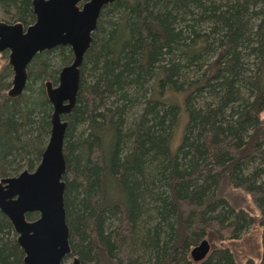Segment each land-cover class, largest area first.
I'll return each mask as SVG.
<instances>
[{
    "label": "rangeland",
    "instance_id": "rangeland-1",
    "mask_svg": "<svg viewBox=\"0 0 264 264\" xmlns=\"http://www.w3.org/2000/svg\"><path fill=\"white\" fill-rule=\"evenodd\" d=\"M16 2L21 5L23 1ZM20 5L7 7L0 5V20L14 22L20 14L18 10ZM232 8H234L233 0H207L206 8L194 16L192 25L187 28L188 33L183 32L184 38L180 41V46H183V43H192L199 37L203 43L202 50L191 60L176 49L172 52L173 59L178 65V74L170 82L173 87L169 86L167 78L169 71L167 69L172 57L161 54L159 59L149 62V69H145L146 73L139 75L143 82L142 87L134 86L129 89L128 99L122 101L118 93L105 91L102 99L95 103L87 97L80 98V92L92 85L99 77L98 71H94L88 63L84 65L83 59L81 72L79 70L76 100L71 109L72 111L74 108H79V114L76 120L69 123L68 128L66 126L63 154L64 158L79 160L82 164L86 153L79 139L81 135L86 136L91 132L92 124L100 125L104 121L107 122L105 116H107L106 111L109 110L113 114L109 112L111 116L108 114V119L120 121L121 133L127 136L122 140L123 155L132 149L134 144L132 131L136 130L137 126L150 132L147 134L151 138V143L153 141L154 143L151 146L149 142L143 144L146 151L141 160V171L150 182L148 189L154 190L155 194L161 191L169 200L168 182L165 173H160L159 167V162L163 161V147L166 145L169 154L175 155L176 163L181 165V170L188 174L191 170L192 156L191 151L187 152L189 143L193 142V145L197 146L204 141L205 135H212L213 130H209L211 124L215 127L218 124L227 127L230 120L222 119L221 112L226 119L233 114L231 122L233 125L238 124L237 117L241 115L238 109L241 113L249 112L253 117L240 122L244 124V128L238 132L241 136L239 140L226 145L234 134L226 139V133L219 132L218 136H214V143H219L220 147L210 149L208 154L202 150L198 151L194 158L199 163V173L186 180L184 185L188 184L190 191L191 188L197 189V203L202 205V220L206 223L195 245L202 239L207 240L210 243L209 254L215 250L212 248L215 246L219 252L225 253L221 259L225 264H264V92L259 96L258 106H252L254 98L258 96L254 78L262 69L264 72V58H262L264 28L262 30L259 28L260 15L255 10L252 13L251 7L248 6L249 12L241 16L243 19L240 20L244 26L242 35L237 37L236 42L230 43L231 37L229 38L228 29L222 22L224 19L221 12L223 11L224 14L226 12L228 16L233 12ZM119 14L117 10L114 12L113 23L118 20ZM247 41H250L249 48ZM230 52L235 53L237 56L235 59L242 63L245 75L242 82L237 79L230 84L228 79L231 77L232 53ZM150 53L153 54V49ZM72 59L70 47L56 46L36 53L26 68L27 78L23 89L19 94L11 96L9 90L12 88L13 69L8 62V51L5 49L0 52V111L8 116L10 127L7 135H0V175L4 174V178L17 176L23 171L32 172L38 165L52 127L53 105L49 100L46 84L49 83L52 88L56 87L60 70L70 64ZM160 71H163L164 75L159 82H156ZM239 106L241 108H238ZM71 111L62 115V119L67 124V116ZM156 112L163 123L160 122V126L157 125L153 131ZM160 129V133H157ZM255 130H259V138L251 149L250 157L244 161L237 160L238 151L247 146ZM158 149L161 150L162 157L157 155ZM234 162L239 164L238 170L232 169L231 165ZM165 168V172L168 171L167 164ZM76 179L75 182L78 180ZM72 184V181L67 182L64 194L70 247L66 262H71L73 258L80 259L81 245L89 246V230L86 224L78 227L75 219L77 211L81 213L86 211L80 203L83 192L79 187L78 194L75 195ZM203 184L206 186L203 187ZM89 196L87 199L91 202L92 199L94 202L97 198L94 192H90ZM144 201L146 204L154 205L149 197L145 196ZM159 204L160 201L156 206L160 208ZM29 215L32 218L37 216L34 213ZM142 216L137 219L135 229L138 238L145 244H141L144 250L140 251L137 264H155L157 260L153 254L154 250L152 246L146 244L144 238L146 225L155 223L153 222L155 214L151 217L148 215V218ZM144 219L147 221L146 224ZM2 221L6 223L8 229L6 230L5 225L4 228L1 227V247L8 242H16V233L11 222L6 216ZM173 221L171 217L167 222L161 221L160 227L164 231L161 235L162 240L169 232V223ZM107 223V221L103 222V231H107ZM209 227L214 228L217 240L213 241L208 237ZM19 249L22 251L21 248ZM21 251L17 252L18 257H23ZM179 258L177 256V259ZM186 261L190 264L188 257ZM82 263L84 264V261ZM176 264H185V262L180 258ZM191 264H202V262L199 260Z\"/></svg>",
    "mask_w": 264,
    "mask_h": 264
},
{
    "label": "trees",
    "instance_id": "trees-1",
    "mask_svg": "<svg viewBox=\"0 0 264 264\" xmlns=\"http://www.w3.org/2000/svg\"><path fill=\"white\" fill-rule=\"evenodd\" d=\"M16 1L0 0V5H4V7L19 6L20 3ZM22 1L20 8H17L20 12L19 19L24 18L29 0ZM206 1L116 0L113 4L105 6L93 35V42L84 56V65L85 63L90 64L94 71H98L99 77L92 85L80 92V98L86 99L87 97L90 101L96 103L102 99L103 92L107 91L118 93L119 99H122V101L128 99L129 89L134 86L135 88L142 87L143 82L139 75L146 73L149 69V62L159 59L161 54H168L172 57L167 69L169 70L167 78L169 86L173 87L170 82L178 74V65L173 59L172 52L176 49L191 60L202 50L203 43H201L199 37L195 38L192 43H183V46H180V41L184 38L183 32L188 33L187 28L192 25L197 12H201L206 8ZM233 4V12L230 15L227 16L226 12L225 14L223 11L221 12L224 19L222 22L225 23L228 29L229 38L231 37L230 43L231 41L236 42L237 37L242 35L244 26L240 20L243 19L241 16L249 12L248 6L260 15L259 28L261 30L264 28V0H233ZM116 10L120 14L118 20L113 23L112 16ZM249 43L250 41H247L248 48L250 47ZM151 49H153V54L150 53ZM230 53H232L230 55L231 77H228L230 84L231 81L237 79L242 82L244 80L243 76H245L242 63L235 59L237 57L235 53ZM262 58H264V54ZM163 75V71L158 72L156 82H159ZM223 77L225 78V76ZM254 83L258 96L254 98L252 106L257 107L259 96L264 92L263 69L254 78ZM237 111L242 115L237 117V125L231 124L233 114L226 119L223 118L221 112L222 119L230 120L227 127L222 124L216 125L217 127L209 124L211 127L209 130L214 132H212V135H205L204 141L199 145L197 144V146L193 145V142L189 143L187 152L191 151L192 156L190 161L191 170L188 174L181 170V165L176 163L174 154H169L166 145L163 147V157L161 156V150L158 149L157 155L162 157L163 160L159 162L160 173H165L170 192L169 200L163 196L161 191L155 194L153 193L154 190L148 189L150 182L141 171V160H143L146 151L143 144L149 142V146H151L154 143L153 140L151 143V138L147 134H150L149 131L137 126V129L132 131L133 142L136 145L133 144L134 147L132 146V149H129L123 155L121 151L123 148L122 140L127 136H123L121 133L120 121L109 120L108 114L111 112L107 110V116H105L107 122L104 121L100 125L92 124L91 132L86 136L81 135L79 139L81 147L86 153L85 161L81 164L79 160L74 159L72 161L65 157L66 171L62 179L65 187L68 181H72L75 195L78 194L79 187L83 192L81 193L80 203L86 208V211L84 213L77 211L75 219L78 227L86 224L89 230V246L83 247L81 245L79 248L80 259L84 261V264H137L139 253L144 250L141 244L145 243L137 236L136 222L142 215L148 218V215L151 217L152 214H155L153 217L155 223L146 225L147 228L145 229L147 231L144 238L146 244L148 243L154 250L153 254L155 260H157L155 264H176L180 258L187 264L186 258L188 257L189 248L195 245V241L203 232L206 223L202 220V205L197 203V189L191 188L190 191L187 187L188 184L185 186L184 183L199 173V163L194 158L198 151L202 150L208 154L210 149L220 147L219 143H214V136H218L219 132L226 133V139L229 135L234 134V137L226 145L241 138L238 132L242 131L244 124L240 122L249 120L253 116L249 112L241 113L240 109ZM78 114L79 108H74L67 116V128L70 125L69 123L76 120ZM7 117L4 112L0 111V135H7L10 131ZM243 117L245 119H240ZM155 122L153 131L162 122L157 112ZM160 131L161 129L157 133H160ZM157 137H159V134H157ZM250 137L247 146L238 151L237 160L244 161L250 157L251 149L257 144L259 130H255ZM166 164L168 167L167 173L165 172ZM231 167L238 170L239 164L234 162ZM1 175V178L5 177L4 174ZM225 178L223 181H225ZM75 179L77 182H75ZM205 186L206 184H203V187ZM90 192H94L97 196L94 202L92 199L93 205L87 199L90 197ZM145 196L152 199L154 205L152 203V205L146 204L144 201ZM159 201L160 208L156 206ZM3 215L0 212V231L1 227L4 228V225L7 227L6 223L2 221V218L5 217ZM195 215L196 218H194ZM169 217L174 221L169 223V232L162 240L161 235L164 231L161 230L160 223L161 221L167 222ZM27 218L32 219L29 214H27ZM154 218L157 219L154 220ZM159 219L160 222H158ZM144 220V224H146L147 221ZM104 221L108 222L107 231L102 229ZM212 227H209L207 234L210 240L214 241L217 238ZM19 248L17 241L14 243L8 242L3 247L0 246V264H23V257L16 255L18 251H21ZM212 248L215 250L212 251L210 257L203 264H225L221 262L225 253L219 252V249H216L215 246H212ZM21 254H23L22 251ZM177 256L180 258L177 259Z\"/></svg>",
    "mask_w": 264,
    "mask_h": 264
},
{
    "label": "water",
    "instance_id": "water-1",
    "mask_svg": "<svg viewBox=\"0 0 264 264\" xmlns=\"http://www.w3.org/2000/svg\"><path fill=\"white\" fill-rule=\"evenodd\" d=\"M113 0H32L35 22L22 32L20 24L0 23V52L9 49L15 96L23 89L26 66L41 51L70 47L73 59L59 72L58 85L46 84L53 105L51 131L40 161L32 172L0 179V212L11 222L24 264H64L70 252L62 180L66 171L63 140L67 123L62 115L74 106L79 87V68L90 46L100 9ZM82 2L81 6L78 3ZM36 214L27 220V214ZM209 243L202 239L190 253L194 261L206 256ZM68 264H79L73 258Z\"/></svg>",
    "mask_w": 264,
    "mask_h": 264
},
{
    "label": "flooded vegetation",
    "instance_id": "flooded-vegetation-1",
    "mask_svg": "<svg viewBox=\"0 0 264 264\" xmlns=\"http://www.w3.org/2000/svg\"><path fill=\"white\" fill-rule=\"evenodd\" d=\"M116 0H113L112 2H110V3H108V4H105L101 9H100V11H99V14H98V17H97V20H96V25H95V28L92 30V32H91V42H90V46H91V44H92V42H93V35H94V33H95V31H96V28H97V26H98V24H99V21H100V18H101V14H102V11H103V9H104V7L105 6H107V5H110V4H113L114 2H115ZM81 4H82V2H79L78 3V6H81ZM34 22H35V14H34V11H33V4H32V0H29L28 1V4H27V7H26V11H25V16H24V18L23 19H19V18H17L14 22H6V21H3V20H0V23H4V24H6V25H14V24H20L21 25V29H22V32L24 33V32H26V29H27V27H29V26H31L32 24H34ZM90 46H89V48H90ZM88 48V49H89ZM87 49V50H88ZM87 50H86V52H87ZM6 51H8V58H9V53H10V50L9 49H6ZM41 52H43V51H41ZM86 52L84 53V55H83V59H84V56H85V54H86ZM39 53V52H38ZM33 58V57H32ZM82 62H83V60H82ZM82 64V63H81ZM28 66V65H27ZM27 66H26V68H27ZM79 70H80V68H79ZM80 73V72H79ZM14 74V73H13ZM64 175V174H63ZM62 179H63V177H62ZM64 181V180H63ZM64 191H65V188H64ZM64 194H65V192H64ZM64 194H63V198H64ZM64 200V209H65V198L63 199ZM65 216H66V213H65ZM27 218V217H26ZM27 220H30V219H28L27 218ZM68 242H69V240H68ZM209 243V242H208ZM195 246V245H194ZM191 249H192V247L191 248H189V251H188V262L191 264L192 262H194V260L192 259V257H191V253H190V251H191ZM209 252H210V243H209V250H208V253L206 254V256L204 257V258H202L201 260H200V262H202V264L210 257V254H209ZM69 256V254L65 257V261H64V264H68V263H70V262H66V260L69 258L68 257ZM78 261H79V264H83L82 263V261H81V259H79L78 258ZM196 262V261H195ZM24 264V263H23Z\"/></svg>",
    "mask_w": 264,
    "mask_h": 264
}]
</instances>
